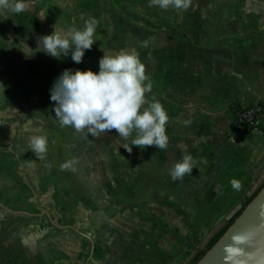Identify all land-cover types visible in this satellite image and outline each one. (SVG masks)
<instances>
[{
  "label": "crops",
  "instance_id": "1",
  "mask_svg": "<svg viewBox=\"0 0 264 264\" xmlns=\"http://www.w3.org/2000/svg\"><path fill=\"white\" fill-rule=\"evenodd\" d=\"M92 2L103 3V16L109 11L106 20L110 26L103 18L97 24L104 41L108 37L109 44L121 43L110 46V51L117 48L139 53L149 66L153 82L148 97L158 99L169 115L168 147L159 150L149 146V188L156 187L151 191L160 198V204H170L169 215L163 211V219L165 214L174 217L177 230L186 225L193 236L201 235L202 230L205 235L215 232V221L222 220V228L243 201L264 184V116L247 134L230 138L235 106L264 103V0H240L226 7L217 0H193L185 12L149 7L150 0H30L28 11L41 12L43 27L48 31L54 22L51 15L55 14L56 22L67 31V22L77 28L88 19H96L91 6L99 4ZM117 2L119 10L109 6ZM27 20L32 26L35 23L32 17ZM144 25L149 26L148 33ZM107 28L114 37L107 35ZM159 28L164 30L160 32ZM144 40L151 41L148 48L141 47ZM97 52L93 57L102 58L101 49ZM54 63L58 70L63 66ZM17 64L19 68L22 61ZM86 139L94 147L93 140L97 143L107 138ZM111 141L115 145L122 142L118 136ZM181 145L198 163L191 175L173 181L168 169L182 157ZM97 149L92 153L95 156L100 152ZM138 166L148 168L144 164L131 167ZM233 179L242 182L241 190L232 188ZM79 203L68 202V208ZM3 204L0 202V209ZM77 210L73 216L78 215ZM10 215L9 210L0 211V264L187 262L186 247L166 245L157 237L162 232L157 228L150 229L157 237L150 241L149 229L114 227L97 231L98 237L106 239L96 240V246L88 243L89 233L79 227H53L37 233L23 229L10 241ZM26 232L36 238L27 239Z\"/></svg>",
  "mask_w": 264,
  "mask_h": 264
},
{
  "label": "rangeland",
  "instance_id": "2",
  "mask_svg": "<svg viewBox=\"0 0 264 264\" xmlns=\"http://www.w3.org/2000/svg\"><path fill=\"white\" fill-rule=\"evenodd\" d=\"M237 2L240 0H217L223 7ZM92 4H99L91 6V10H96L97 24L103 18L104 24L110 26L106 20L109 11L103 16V3ZM109 6L120 9L118 2ZM39 14L41 12L37 11L21 14L0 11V202H4L0 211L11 213L7 237L10 241L16 239L23 229L37 233L53 227H79L89 233L86 236L88 243L96 246V240L106 239L105 236L98 237L97 231L114 227L149 229V241L158 237L171 248L186 247L188 261L199 249L197 247H203L224 222L215 221L214 227L218 229L207 235L203 234L205 230L199 236L190 235L186 225L177 230L174 217H168L170 204H160V198L151 191L156 187L149 188V147L132 146L129 153L123 145L127 142L131 146V140L120 139L122 142L116 145L111 141L118 136L115 130L96 136L76 133L71 127H61L55 117L56 105L50 98V89L62 72L68 68L73 72L91 70L98 73L101 58L93 57V52L98 53L101 48L110 51L109 48L121 46V43L109 44L108 37L104 41L97 26L96 42L91 50L85 51L82 63L72 61L71 54L52 60L42 51H36L34 56L24 43L36 50L38 38L51 35L54 31L52 23L59 22L52 14L54 22H50L52 29L48 31ZM28 17L34 20L33 26ZM58 24L63 29L62 23ZM65 24L67 31L74 28L68 22ZM143 29L145 33L149 32V26L144 25ZM108 30L111 29L107 28V35L114 37ZM157 30L162 32L164 29ZM19 61L22 64L17 68ZM54 62L59 67L63 65L61 69L58 70ZM7 65L11 70L7 71ZM146 74L149 75L148 65ZM36 129L40 132L36 133ZM33 134L47 135L48 151L44 160L38 159L29 145V137ZM102 135L107 139L97 143L93 140L94 147L86 139ZM96 149L100 151L97 156L93 155ZM73 157L79 160L77 171H61L60 165ZM133 164H144L148 168H132ZM72 201L80 203L73 206L71 203L68 208V202ZM76 210L78 215L73 216ZM163 211L168 214L164 219ZM151 228L162 232L156 237L153 232L151 234ZM28 233L27 239L36 238L33 233Z\"/></svg>",
  "mask_w": 264,
  "mask_h": 264
},
{
  "label": "clouds",
  "instance_id": "3",
  "mask_svg": "<svg viewBox=\"0 0 264 264\" xmlns=\"http://www.w3.org/2000/svg\"><path fill=\"white\" fill-rule=\"evenodd\" d=\"M193 0H150L149 7L157 6L162 10L174 9L178 12L188 11ZM30 8V0H0V10L12 14H21ZM46 18V17H45ZM44 19V18H41ZM97 28L95 18L86 20L83 27L64 31L54 25L51 35L39 37L36 52L60 59L68 57L79 64L83 62L86 50H91ZM150 40L141 42V47L148 48ZM99 60V72L64 70L50 89V98L55 102V117L61 127H71L76 133L91 136L105 134L115 130L118 138L131 140V146L123 145L129 153L132 146L146 148L154 146L165 150L169 145L167 128L169 115L163 104L154 96L146 94L153 90V82L146 74V65L136 51L121 49L117 52L106 51ZM25 53V52H24ZM26 54V53H25ZM187 126V122H186ZM36 133L40 130L36 129ZM29 145L35 156L44 160L48 151L46 134H33ZM182 157L168 169L173 181L182 180L191 175L198 161L187 154L186 146H180ZM78 158H71L60 165L61 171H77ZM139 168V167H137ZM232 188L241 190L242 182L233 179ZM229 256L235 254L228 248Z\"/></svg>",
  "mask_w": 264,
  "mask_h": 264
},
{
  "label": "water",
  "instance_id": "4",
  "mask_svg": "<svg viewBox=\"0 0 264 264\" xmlns=\"http://www.w3.org/2000/svg\"><path fill=\"white\" fill-rule=\"evenodd\" d=\"M197 264H264V185Z\"/></svg>",
  "mask_w": 264,
  "mask_h": 264
},
{
  "label": "built area",
  "instance_id": "5",
  "mask_svg": "<svg viewBox=\"0 0 264 264\" xmlns=\"http://www.w3.org/2000/svg\"><path fill=\"white\" fill-rule=\"evenodd\" d=\"M264 116V106L254 102L235 109V119L231 131V139L235 140L253 130Z\"/></svg>",
  "mask_w": 264,
  "mask_h": 264
},
{
  "label": "trees",
  "instance_id": "6",
  "mask_svg": "<svg viewBox=\"0 0 264 264\" xmlns=\"http://www.w3.org/2000/svg\"><path fill=\"white\" fill-rule=\"evenodd\" d=\"M264 106V103H262ZM239 105L235 106L237 108ZM241 107V106H240ZM236 108V109H237ZM257 127V126H256ZM255 127V128H256ZM264 185V184H263ZM262 185V186H263ZM261 186V187H262ZM261 187L249 198H246L241 204L240 208L226 221L225 225L220 228L201 248L198 249L192 257L186 262V264H197V262L207 253L209 249L217 242V240L224 234V232L231 226V224L236 220V218L243 212L249 202L256 196Z\"/></svg>",
  "mask_w": 264,
  "mask_h": 264
}]
</instances>
